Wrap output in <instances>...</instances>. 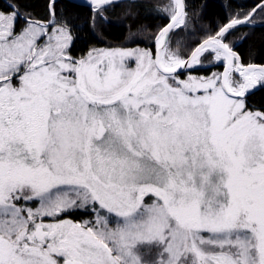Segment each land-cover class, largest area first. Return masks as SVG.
Listing matches in <instances>:
<instances>
[{
  "label": "snow or ice",
  "instance_id": "snow-or-ice-1",
  "mask_svg": "<svg viewBox=\"0 0 264 264\" xmlns=\"http://www.w3.org/2000/svg\"><path fill=\"white\" fill-rule=\"evenodd\" d=\"M206 7L4 0L0 264H264V0Z\"/></svg>",
  "mask_w": 264,
  "mask_h": 264
},
{
  "label": "trees",
  "instance_id": "trees-1",
  "mask_svg": "<svg viewBox=\"0 0 264 264\" xmlns=\"http://www.w3.org/2000/svg\"><path fill=\"white\" fill-rule=\"evenodd\" d=\"M29 2L32 5V10L35 15L43 18L45 15V0H29ZM160 2L166 5L169 0H160ZM204 3L207 4V7L204 9L203 23L209 25L211 28H215L226 18V13L228 11V9L225 8L226 4L231 3V11L233 12H247L257 3H260V0H188V4L190 6L189 10L191 11L192 7L199 8V6ZM3 5L4 0H0V8H2ZM163 22V19L156 16H152L146 19L144 21V24L147 25L149 29V31L146 32V35L154 32L157 27ZM107 32V39L103 43L118 44L121 42L122 36L119 28L108 29ZM199 39H201L199 35H193L191 37H188L187 43L189 44V46H191ZM103 43L97 45V47L103 46ZM144 43L147 44L148 42L145 41ZM87 47V44L77 43L76 48L73 49V54L79 56L81 55L82 51H87ZM250 47L252 49L251 59L256 63H264V27L258 26L250 39L243 45V51L245 52L246 59L249 58L247 54ZM214 70L221 71V68H214ZM250 104L257 108L264 107V91H257L255 95L250 98Z\"/></svg>",
  "mask_w": 264,
  "mask_h": 264
},
{
  "label": "rangeland",
  "instance_id": "rangeland-1",
  "mask_svg": "<svg viewBox=\"0 0 264 264\" xmlns=\"http://www.w3.org/2000/svg\"><path fill=\"white\" fill-rule=\"evenodd\" d=\"M131 63V66L134 68L135 67V65H134V63H132V62H130ZM214 70V69H213ZM215 71V70H214Z\"/></svg>",
  "mask_w": 264,
  "mask_h": 264
},
{
  "label": "water",
  "instance_id": "water-1",
  "mask_svg": "<svg viewBox=\"0 0 264 264\" xmlns=\"http://www.w3.org/2000/svg\"><path fill=\"white\" fill-rule=\"evenodd\" d=\"M221 71H222V68H221Z\"/></svg>",
  "mask_w": 264,
  "mask_h": 264
}]
</instances>
